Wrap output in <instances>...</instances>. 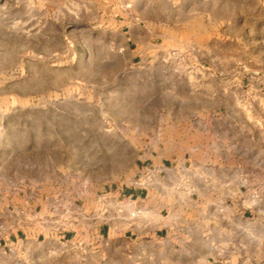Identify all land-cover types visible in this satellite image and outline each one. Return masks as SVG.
<instances>
[{
    "label": "rangeland",
    "instance_id": "obj_1",
    "mask_svg": "<svg viewBox=\"0 0 264 264\" xmlns=\"http://www.w3.org/2000/svg\"><path fill=\"white\" fill-rule=\"evenodd\" d=\"M201 86H224L206 110L228 126L223 148L196 156ZM158 148L171 171L230 169L202 172L245 192L214 210H252L264 238V0H0V264H60L57 233L86 228L105 192L149 182Z\"/></svg>",
    "mask_w": 264,
    "mask_h": 264
},
{
    "label": "crops",
    "instance_id": "obj_2",
    "mask_svg": "<svg viewBox=\"0 0 264 264\" xmlns=\"http://www.w3.org/2000/svg\"><path fill=\"white\" fill-rule=\"evenodd\" d=\"M201 88L204 96L189 103L205 109L191 113L186 129L207 139L192 146L191 153L196 156L206 154L208 148H223L217 140L228 126L225 118L206 110L222 106L219 96L224 86ZM211 137L216 139L212 144L208 141ZM155 153L159 157L149 159L148 166L153 168L149 182H125L102 194L104 205L89 214L86 228L79 223L77 230L62 229L55 238L62 248L48 252L62 256L60 264H253L257 252L264 248V238L256 239L255 225L250 227L248 214L253 211L217 212L212 203L214 197L230 202L245 197L237 176L231 181L216 173L208 177L204 170L230 169L214 168L204 158L179 165L175 169L179 175H172V158L167 157L170 151L158 148ZM145 170L141 167L138 172ZM258 181L264 186V178ZM261 197L264 200V191ZM80 237L82 242L76 243ZM38 238L30 242L40 244Z\"/></svg>",
    "mask_w": 264,
    "mask_h": 264
}]
</instances>
